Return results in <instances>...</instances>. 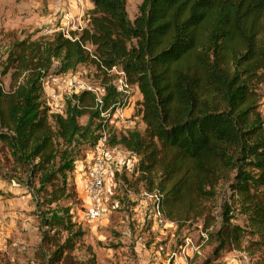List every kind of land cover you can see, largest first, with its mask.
Returning a JSON list of instances; mask_svg holds the SVG:
<instances>
[{"label":"trees","instance_id":"obj_1","mask_svg":"<svg viewBox=\"0 0 264 264\" xmlns=\"http://www.w3.org/2000/svg\"><path fill=\"white\" fill-rule=\"evenodd\" d=\"M90 1L88 26L58 32L48 54L57 61L54 75L93 65L105 88L101 103L82 91L62 113L50 111L43 76L36 67L30 72L33 63L20 49L7 57L9 87L0 82V141L39 175L37 207L82 201L72 153L86 145L84 156L104 131L107 145L138 157L134 172L155 193L158 212L177 227L203 218L207 241L219 244L215 251L238 250L250 264H264V120L255 90L264 83V0H141L132 20L126 0ZM112 66L141 94L142 133L116 136L110 117L101 115L129 103L108 75ZM221 184L226 196L214 215L205 204ZM231 209L243 215L244 226L231 222ZM44 218L40 246L53 248L50 263L59 262L65 245L58 228L71 233L76 223L55 210ZM250 235L255 238L243 244Z\"/></svg>","mask_w":264,"mask_h":264},{"label":"rangeland","instance_id":"obj_2","mask_svg":"<svg viewBox=\"0 0 264 264\" xmlns=\"http://www.w3.org/2000/svg\"><path fill=\"white\" fill-rule=\"evenodd\" d=\"M73 1L68 2L65 5L68 8H65L63 4L58 6V0H0V82L5 89L9 87L12 68H6L7 57L11 50L20 49L27 55L29 63H33L30 72H34L36 67V71L43 76L42 97L50 111V94L58 92L59 87L74 76L80 77L94 88L102 86L100 75L91 64L79 65L63 75L52 74L57 61L50 57L48 49L54 35L58 32L69 35L70 31L79 33L88 26L87 12L92 7V2ZM140 2L141 0H126V10L131 20L136 15ZM67 14L71 16L67 18ZM69 19L71 22L67 24ZM87 47L93 50L91 45ZM116 68L120 69L118 66ZM108 75L114 77V74ZM113 84L116 85L114 79ZM255 90L261 94L259 110L264 120V83L257 82ZM124 92L129 95V103L122 110L125 115L133 118V125L118 126L112 119V133L116 136L127 131L142 133L145 124L139 110L141 94L134 84L128 85ZM71 96L63 95L54 105L57 110L55 112L62 113ZM86 119L85 116L81 117L79 123L84 124ZM51 125L55 127L53 121ZM56 141L61 149L63 145H60L59 140ZM85 146H78L80 150L72 153L76 159V170L80 163L85 166L89 164L86 160L88 151L84 156L82 152ZM105 148L112 174L107 180L105 223L95 229L84 216L83 201L79 203L75 199L61 198L51 205L46 201L37 207V198L41 205L39 175L36 172L31 174L30 166L13 156V146L0 141V196L4 204L14 211L12 218L5 216L3 220L5 227L10 219L13 224L9 231L4 229V232H0V264H172L173 260L178 264H201L204 261L211 264L250 262L245 263V258H248L246 253L238 250L226 252L225 248H221L215 251L219 244L207 241L206 233L201 227L203 218L184 222L181 227H177L176 221L173 224L164 222L162 226L156 225L155 217L158 212L153 205L154 195L149 199L141 198V193L147 191L146 186L137 179L138 175L134 172L138 157L121 146L106 143ZM219 186L218 194L205 204L214 215L220 212V205L226 196L224 185ZM82 196L80 193L81 199ZM48 208L51 209L50 212ZM53 210L62 212L76 226L72 227L71 233L66 228H58L59 234L56 235L65 245L61 252L62 260L50 263L53 248L40 246V238L44 217ZM229 215L231 222L244 226V217L238 211L231 209ZM163 217L169 220L164 215ZM77 226L82 231V235L78 237L75 236ZM201 232L205 235L202 236ZM52 233L54 232L46 231V234ZM67 238L68 242H65ZM254 238L255 236L250 235L242 242L248 245V241Z\"/></svg>","mask_w":264,"mask_h":264},{"label":"built area","instance_id":"obj_3","mask_svg":"<svg viewBox=\"0 0 264 264\" xmlns=\"http://www.w3.org/2000/svg\"><path fill=\"white\" fill-rule=\"evenodd\" d=\"M108 73L114 74V81L116 82V90L122 93L130 85L127 82L125 73L122 69L117 70L116 66H112L110 69H106ZM115 84V83H114ZM82 91H89L93 93L96 97L98 103L102 102V96L105 93V88L103 86L92 87L90 84L86 83L80 77L74 76L70 80L64 82L60 87L59 91H53L50 94L51 111L55 113L57 111L54 109V105L62 98L65 94H79ZM58 113V112H56ZM102 116L110 117V122L114 119L116 125L118 126H132L133 118L130 115H125L122 108H117L113 112H102ZM106 144V134L103 131L102 136L98 139L94 147L88 150L86 155V160L89 162L88 166L83 170V176L81 177L82 193L86 197L84 205V216L91 223L93 228L97 229L104 225L106 217L105 200L107 199V180L112 174V167L108 160V152L105 148ZM154 195V201L156 195L153 192L144 191L141 193L142 199H149ZM154 205V204H153ZM83 206V205H82ZM155 208V207H154ZM156 210V208H155ZM157 211V210H156ZM158 212V211H157ZM162 214V213H161ZM158 212L155 217V223L158 226H162L164 222L173 224V221L166 220L163 215ZM4 218L0 212V222H3ZM211 229V228H210ZM201 235L205 234L201 232ZM245 254V253H244ZM177 257V255L175 256ZM245 258V263L249 261ZM172 264H178L176 260H173ZM247 264H250L249 262Z\"/></svg>","mask_w":264,"mask_h":264},{"label":"crops","instance_id":"obj_4","mask_svg":"<svg viewBox=\"0 0 264 264\" xmlns=\"http://www.w3.org/2000/svg\"><path fill=\"white\" fill-rule=\"evenodd\" d=\"M58 1H59L58 6H61L63 4V6L65 8H68L67 6H65L68 2L69 3L74 2L73 0H58ZM72 15H73V13H72ZM66 16H67V18H69V16H71V15H68L67 14ZM72 19H73V17H72ZM70 22L71 21L69 19V21L67 22V24H69ZM84 167H86V166L83 165L82 163L78 164L77 165V170L75 171V176H74L75 177V182L77 184V191H78L79 195H80V193H81V195H83V193H82V186H81V180L80 179H81V177L84 174L83 173ZM1 197L2 196H0V212L3 215V218L5 219V216H9L10 218H12V216H13L12 214L14 213V211L11 209V207L9 205L4 204V200H1L2 199ZM82 201L83 202L86 201V197L84 195L82 196ZM4 212H6V213L4 214ZM3 222H0V232H4L5 231L4 229H6L7 231H9V229H10L9 227L12 226L13 220L10 219V222L8 223V225H6V227L4 226V223Z\"/></svg>","mask_w":264,"mask_h":264}]
</instances>
